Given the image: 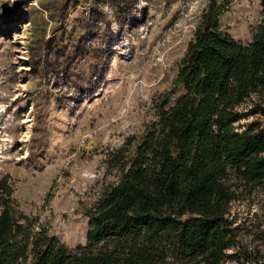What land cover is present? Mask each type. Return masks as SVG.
<instances>
[{
	"label": "rangeland",
	"instance_id": "rangeland-1",
	"mask_svg": "<svg viewBox=\"0 0 264 264\" xmlns=\"http://www.w3.org/2000/svg\"><path fill=\"white\" fill-rule=\"evenodd\" d=\"M211 0H0V177L13 198L71 249L88 212L119 182L111 152H133L157 120ZM221 20L249 44L263 0H231ZM184 94L173 97L171 105ZM264 94L237 109L235 129L263 122ZM235 243L223 264L264 261V188L231 172Z\"/></svg>",
	"mask_w": 264,
	"mask_h": 264
},
{
	"label": "trees",
	"instance_id": "trees-1",
	"mask_svg": "<svg viewBox=\"0 0 264 264\" xmlns=\"http://www.w3.org/2000/svg\"><path fill=\"white\" fill-rule=\"evenodd\" d=\"M231 0H211L179 62L157 120L133 152H111L119 182L87 217V244L69 248L25 214L0 177V264H223L235 243L228 219L235 172L264 188V123L239 132L237 109L264 94V18L245 45L220 23ZM264 2V0H263ZM183 89L176 104L171 100ZM264 118V107L259 109ZM258 264H264V261Z\"/></svg>",
	"mask_w": 264,
	"mask_h": 264
}]
</instances>
